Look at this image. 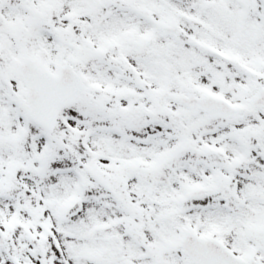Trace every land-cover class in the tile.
Returning <instances> with one entry per match:
<instances>
[{
	"label": "snow or ice",
	"instance_id": "snow-or-ice-1",
	"mask_svg": "<svg viewBox=\"0 0 264 264\" xmlns=\"http://www.w3.org/2000/svg\"><path fill=\"white\" fill-rule=\"evenodd\" d=\"M0 264H264V0H0Z\"/></svg>",
	"mask_w": 264,
	"mask_h": 264
}]
</instances>
